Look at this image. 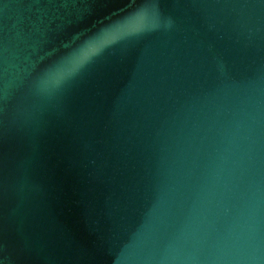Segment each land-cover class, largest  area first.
<instances>
[{
    "label": "water",
    "instance_id": "1",
    "mask_svg": "<svg viewBox=\"0 0 264 264\" xmlns=\"http://www.w3.org/2000/svg\"><path fill=\"white\" fill-rule=\"evenodd\" d=\"M0 264H264V0H0Z\"/></svg>",
    "mask_w": 264,
    "mask_h": 264
},
{
    "label": "clouds",
    "instance_id": "2",
    "mask_svg": "<svg viewBox=\"0 0 264 264\" xmlns=\"http://www.w3.org/2000/svg\"><path fill=\"white\" fill-rule=\"evenodd\" d=\"M135 17L143 15V22H146V10L141 7L135 10ZM140 23V24H142ZM112 29H102L97 35L85 40L76 51L72 54V59L75 62V67H81L84 63L90 61L93 57L99 55L104 47L116 42V36L111 35Z\"/></svg>",
    "mask_w": 264,
    "mask_h": 264
}]
</instances>
